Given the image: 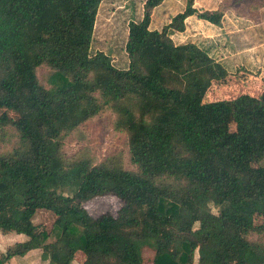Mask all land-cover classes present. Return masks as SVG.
Returning <instances> with one entry per match:
<instances>
[{
  "label": "trees",
  "instance_id": "1",
  "mask_svg": "<svg viewBox=\"0 0 264 264\" xmlns=\"http://www.w3.org/2000/svg\"><path fill=\"white\" fill-rule=\"evenodd\" d=\"M101 1L0 0V129L10 127L18 140L0 151V231L26 236L0 263L39 249L50 264H73L77 252L78 264H264V243L246 237L264 232V164L251 165L264 157V90L204 101L229 73L169 34L183 30L188 15L217 24L219 14L186 0L161 29H150L162 0H144L141 19L127 25L128 65L118 68L90 51ZM41 65L52 70L45 86ZM130 97L138 116L118 126L136 171L114 157L93 164L64 155L66 134ZM105 195L121 200L116 215L90 216L83 203ZM38 209L55 215L52 239L33 220Z\"/></svg>",
  "mask_w": 264,
  "mask_h": 264
},
{
  "label": "rangeland",
  "instance_id": "2",
  "mask_svg": "<svg viewBox=\"0 0 264 264\" xmlns=\"http://www.w3.org/2000/svg\"><path fill=\"white\" fill-rule=\"evenodd\" d=\"M165 1L164 7L151 12L150 29H161L167 22V16L183 10L186 4V0ZM143 2L144 0H102L93 27L90 51H102L109 56L114 66L126 68L127 25L130 21L141 19ZM171 2L175 7H171ZM194 4L200 10H217L220 13V26L200 22L192 29L202 38L192 39L229 73L225 80L211 84L205 93L208 94V101L231 99L240 93L254 96L261 94L264 90V0H195ZM171 39L178 44L184 38L172 35ZM184 40L190 42L189 38ZM51 71L46 65L37 67L36 75L40 84H49ZM130 115L138 116V101L135 97L105 105L100 112L64 136V155L67 158L88 157L93 164L114 157L123 168L136 171L137 167L129 157L127 132L124 128H119L120 124L125 126ZM17 143V136L10 127L0 129V151H7ZM259 164H264V157L256 156L251 161L252 166ZM73 191L72 187H64L62 190L66 195H71ZM121 205V200L111 195L94 197L83 203L92 217L104 213L116 215ZM211 209L216 212L215 208ZM54 219L55 215L45 209H38L33 217L34 222L49 233V239L53 238ZM253 221L254 225H258L262 217L256 214ZM194 227H197V223ZM246 237L250 241L264 243V232L250 231ZM24 239V234L0 231V257L9 245ZM40 253L39 250H33L24 256H13L0 264H50L47 259L41 260ZM152 254L149 249L145 248L143 251L145 259L151 258ZM82 258V253L77 252L73 264H78Z\"/></svg>",
  "mask_w": 264,
  "mask_h": 264
},
{
  "label": "crops",
  "instance_id": "3",
  "mask_svg": "<svg viewBox=\"0 0 264 264\" xmlns=\"http://www.w3.org/2000/svg\"><path fill=\"white\" fill-rule=\"evenodd\" d=\"M194 1L195 0H193V2H192V7L194 8V9H196L197 11H199V12H202V11H208V12H211V13H214V12H217V10H206V9H203V10H200V9H198L196 6H195V4H194ZM166 5V1L165 0H162L158 5H156L152 10H151V12L152 13H154L155 12V10L158 8V7H164ZM170 5H171V7H175V5H174V3L173 2H171L170 3ZM182 10H178V11H176V12H173V13H171L170 15H168L167 16V22H166V24L170 21V19H171V17L172 16H174L176 13H178V12H181ZM219 13V12H218ZM220 14V13H219ZM150 16H151V13H150ZM220 17H221V15H220ZM220 20L221 19H219V23H220ZM200 22H207V23H209V24H211V25H215V26H220V24L219 23H217V24H215V23H212V22H210V21H208V20H205V19H202V18H198L197 16H196V13H193V14H191V15H188L185 19H184V29L183 30H181V31H177V30H171L170 32H171V34H170V36L172 37V35H174V36H177V37H179V38H189V41L190 42H193V43H195L196 44V42L192 39V38H195V39H198V38H202V37H200V35H196V33H194V30L192 29L193 28V26H195L196 24L198 25ZM149 23H150V21H149ZM192 30V31H191ZM169 32V33H170ZM189 35H191V36H193V37H189ZM184 39H181V40H179L178 42L179 43H185V42H187V40L185 41ZM200 47V46H199ZM200 48H202V49H204V50H206L205 48H203V47H200ZM207 96H208V94H205V96H204V101H208L209 99H207ZM21 241V240H20ZM35 250H39V249H35ZM40 251V250H39ZM30 253V252H29ZM28 254V253H27Z\"/></svg>",
  "mask_w": 264,
  "mask_h": 264
}]
</instances>
